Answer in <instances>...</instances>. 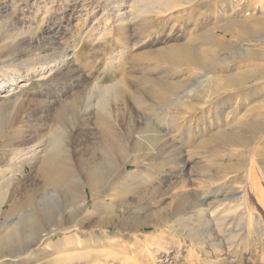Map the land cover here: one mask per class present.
I'll use <instances>...</instances> for the list:
<instances>
[{
  "label": "rangeland",
  "instance_id": "374dc122",
  "mask_svg": "<svg viewBox=\"0 0 264 264\" xmlns=\"http://www.w3.org/2000/svg\"><path fill=\"white\" fill-rule=\"evenodd\" d=\"M0 5H6L0 13V45L10 46L15 55L23 54L6 57V66L0 60V81L6 80L5 93L29 82L39 102L23 112L27 128L23 122L11 126L14 108L6 110L0 121L6 129L1 141L12 144L17 129H26L29 138L43 135L39 140L43 138L45 148H50L53 129L49 119L58 113L68 122L66 131L77 125L73 144L80 153L76 160L60 154L63 159L59 156L58 165L76 167L78 172L59 183L32 176L27 166L18 184L4 188L0 198V251L27 252L18 264H264L260 247L264 228L262 237L253 230H241L242 240L227 248L214 247L206 234H200L209 227L221 229L224 224L217 226L220 217L223 220L227 210L244 200L248 213L237 212L235 223L245 216L247 222L260 221L264 226V44L253 42L248 32L250 26L264 31L263 20L259 25L254 23L257 17L264 18V0H0ZM124 15L128 18L123 29ZM89 30L96 31L87 34ZM31 39L35 41L30 43ZM64 39L68 41L67 52L58 53V42ZM181 45L189 49L188 59L170 61L172 52ZM203 50L212 51L208 60ZM64 60L68 65L54 69L57 61L60 65ZM27 67H31L29 75ZM50 71L53 80L45 84ZM212 76L222 83L216 84L215 90H209ZM60 90L66 95L58 105L73 99L72 106L56 105V111L39 109L46 96ZM124 90L129 96L143 95L149 107L124 114L126 119L116 120L115 113L102 116L98 102L106 97L109 107H114V93ZM160 92L165 102L153 105L151 96ZM208 92L211 97L204 99ZM86 104L92 108L88 120L78 121ZM242 114L250 123L261 117V134L257 139H237L235 151L223 150L218 134L236 129ZM129 116H136V126L130 125ZM195 124L212 127L200 137L189 133V126ZM105 129L113 132L115 141L108 139L103 145L100 136ZM64 134L68 138V133ZM208 142L212 149L204 147ZM12 147L0 146V159ZM129 161L161 167L151 168L153 174H147L141 195H134L136 190L130 185L136 179L117 182L118 171ZM93 167L101 172L102 189L116 180L115 188L129 192L127 200L121 202V193L115 200H107L108 207L97 204L88 185ZM135 169L134 163L129 164V171ZM207 179L216 181L213 191L218 200L208 208L212 216L203 218L185 197L176 195L196 188L197 180ZM72 186L84 187L87 192L88 210L77 219L67 192ZM154 207L177 216L162 223L150 213L149 208ZM64 220L68 230L46 236ZM74 224L82 227L79 230ZM229 225L234 228V224Z\"/></svg>",
  "mask_w": 264,
  "mask_h": 264
},
{
  "label": "bare ground",
  "instance_id": "6f19581e",
  "mask_svg": "<svg viewBox=\"0 0 264 264\" xmlns=\"http://www.w3.org/2000/svg\"><path fill=\"white\" fill-rule=\"evenodd\" d=\"M6 6V5H5ZM5 6H1L0 5V13L3 11V8ZM16 8V7H15ZM147 8V7H146ZM163 10V9H162ZM147 12V11H146ZM263 12V11H262ZM264 14V13H263ZM128 16H123L121 18V27L124 29L125 26L127 25V20ZM130 20V19H128ZM261 20H263L264 23V18L262 19L261 17H257L256 19H254V23L255 26L256 24L259 25ZM231 22V21H230ZM250 22V21H249ZM248 22V24H250ZM232 23V22H231ZM119 24V23H118ZM131 24V23H130ZM262 24V23H261ZM252 25V24H251ZM264 25V24H263ZM249 26V25H248ZM241 27V26H240ZM252 27V30L248 31L251 32V38L252 41H258L260 43H262V45L264 44V31L261 32L262 29V25H260L261 27V31L256 29L254 26H250ZM238 28V27H237ZM18 29V28H17ZM248 29V28H247ZM243 30V29H242ZM96 31V30H95ZM95 31H88L87 34L90 33H94ZM22 32V31H21ZM246 32V30L244 31ZM40 34V33H39ZM194 35V34H193ZM248 35V34H247ZM22 36V35H21ZM24 36L21 37V39L23 40ZM39 38V37H38ZM128 38V37H127ZM196 37H193L191 40H194ZM42 39V38H41ZM133 39V38H132ZM242 39V37H241ZM40 40V39H39ZM38 40V41H39ZM64 40H61L59 43V48L61 49L60 52L58 53H64L67 52V45H68V41L66 42ZM197 40V39H196ZM195 40V41H196ZM212 40V39H211ZM30 43L35 41L34 39L29 40ZM37 41V42H38ZM43 41V40H42ZM253 41V42H254ZM11 42V41H9ZM23 42V41H22ZM20 40V43H22ZM25 42V41H24ZM54 42V41H53ZM57 42V41H56ZM52 43V42H51ZM214 43V42H213ZM12 45V44H11ZM46 45V44H45ZM44 45V46H45ZM48 46V45H47ZM54 46V45H52ZM187 46L185 45H181L180 47H177L175 52H172V54L170 55V61L172 62H180L182 59L187 58L188 59V50L186 48ZM50 48V47H47ZM12 49H10V46H6L5 44H1L0 45V60H2V63H5L8 61L6 57L11 56L16 58L17 55H23L22 52H19L17 55L13 54ZM202 50V49H200ZM199 50V51H200ZM211 50V49H209ZM174 51V50H173ZM258 51V50H257ZM15 52V51H14ZM212 52V51H211ZM211 52H207L205 50L202 51L203 56H205L204 58H208L210 57V53ZM262 52V51H260ZM56 53V52H55ZM57 54V53H56ZM188 54V55H187ZM263 54V53H262ZM261 54V55H262ZM260 54H258L259 56ZM65 56V55H64ZM216 56V55H214ZM47 57V56H45ZM56 57V56H55ZM62 56H60L58 58V60L61 58ZM167 57V55H166ZM169 57V56H168ZM168 57L166 59H168ZM192 57V56H190ZM189 57V58H190ZM13 58V59H14ZM213 58V57H212ZM216 58V57H215ZM258 58V57H257ZM193 59V58H192ZM195 59V58H194ZM42 59H38V61L40 62ZM205 60V59H204ZM213 60V59H212ZM43 61V60H42ZM41 61V62H42ZM165 61V60H164ZM185 61V60H184ZM192 61V60H191ZM56 62V61H55ZM60 61H57L56 66L54 67V69H63V65H68V61L64 60L63 62H61V64L59 65ZM169 62V61H168ZM171 62V63H172ZM189 62V61H186ZM205 62V61H204ZM202 61V63H204ZM207 62V61H206ZM26 63V62H25ZM51 63V62H50ZM190 63V62H189ZM195 63V62H193ZM20 64V63H19ZM26 64H28L27 66H29V63L27 62ZM178 64V63H177ZM181 66L186 63L184 62V64L180 63ZM196 64V63H195ZM218 64V63H217ZM192 65V64H191ZM6 66V65H5ZM3 66V67H5ZM18 66V65H17ZM43 66V65H42ZM47 66V65H46ZM197 66V65H196ZM200 66V64H199ZM205 66V65H204ZM45 67V66H44ZM57 67V68H56ZM183 67V66H182ZM207 67V66H206ZM35 68V67H33ZM211 68V67H210ZM28 69V75L31 72V67H27ZM53 70V69H51ZM51 71L48 74V78L43 82V83H47V81H51L53 80V75H51ZM68 73V72H67ZM75 73V72H74ZM9 75V74H8ZM215 77V76H214ZM210 80L212 78L211 83H209V90H215L217 88L216 84H219L220 80L217 78H213L209 77ZM221 78V77H220ZM233 78V75H232ZM7 79V78H6ZM26 80V79H25ZM208 80V78H207ZM6 80H1L0 81V121H2L1 119L4 117L6 110L9 108H14L13 114L10 116V125L11 126H17L18 124H21L22 122L24 123V127H28V120L27 118L24 116L23 112H25L27 110V107H33L36 106L35 104L39 105V102H36L37 99V94L33 91L30 90L29 86V82H23L22 86H20V88L15 87L9 91L6 92ZM207 83V82H206ZM222 84V83H220ZM227 84V83H226ZM88 85V84H87ZM202 85V84H201ZM230 85V84H229ZM239 85V84H238ZM164 87V85H163ZM172 87V86H171ZM175 87V86H174ZM178 87V86H177ZM176 87V88H177ZM105 88V87H104ZM166 88V86H165ZM168 89V88H167ZM165 89V90H167ZM221 89V88H220ZM50 90V89H49ZM85 90V89H84ZM101 90V89H100ZM104 90V89H102ZM107 90V89H106ZM208 90V91H209ZM49 92V91H48ZM101 92V91H99ZM105 91H103L102 93H104ZM115 92V91H114ZM113 92V93H114ZM128 91L124 90L123 93H121V91L114 93V101H113V105L114 107H109V103L108 100H106V97L104 99H101L98 102V106H99V110L98 112L102 115V116H109L110 114L113 115V113H115V115L117 114V117L115 116L116 120H119V118H123L126 119V116L124 114H126L128 116V112H133L136 114V112L138 111H142L144 109H146V107H149V103L148 100L143 96H138V95H131L129 96ZM158 92V91H157ZM213 92V91H212ZM218 92V90H217ZM215 93V92H214ZM40 94V93H39ZM101 94V93H100ZM105 94V93H104ZM66 95V92H64V90H60L58 92H56L55 94H53V96L48 95L46 96L44 99L45 101L43 102L41 108L39 109H50V110H55L56 111V105H58V101L64 97ZM71 95V94H70ZM103 95V94H102ZM106 95V94H105ZM151 95V94H150ZM165 95V94H164ZM43 96V95H42ZM73 96V95H72ZM195 96V95H194ZM67 97V96H66ZM75 97V96H74ZM111 97V96H110ZM204 99H206V97H211L210 93L208 92L206 95L203 94ZM86 99V98H85ZM108 99V98H107ZM151 102L153 105H158V104H162L164 103L165 99L164 96L160 93L157 94H153L151 96ZM203 99V98H202ZM180 102V101H179ZM208 102V101H207ZM66 103L65 105H62ZM74 103V100H70V101H62L58 106V108H63V107H69L72 106V104ZM192 103V102H191ZM205 103V102H204ZM209 103V102H208ZM41 104V103H40ZM37 105V106H38ZM190 105V104H189ZM199 105V104H198ZM80 107V106H79ZM97 107V106H96ZM199 107V106H198ZM34 109V108H33ZM82 110V109H81ZM196 110V109H195ZM11 111V110H10ZM39 111V110H38ZM78 111V110H77ZM80 111V110H79ZM92 108H90L89 104H86L84 110L82 111L81 114H79L78 117V121L82 119H86L88 120V115L91 113ZM44 112V111H43ZM68 113V112H67ZM74 114V113H73ZM99 114V115H100ZM30 115V114H29ZM44 115V114H42ZM41 115V116H42ZM239 115V114H238ZM30 117V116H29ZM136 116H129L128 117V121L130 122V125L136 126L137 122H136ZM245 117L244 114H242L240 116V118L237 120V125H235V127H237L236 129L234 128H229V129H224L221 133L218 134V136L222 137V149L223 150H227V151H235L237 149V147L234 145V141H236L237 139L240 140H244L245 138H258L259 136H257L261 131H262V124L263 122L261 121V117L258 118H254L253 121L250 123L248 121V119L243 118ZM32 118V117H31ZM36 118V116H35ZM50 118V117H49ZM90 118V117H89ZM43 120V119H42ZM264 120V119H263ZM51 125L50 128L53 129V132L50 133V137L52 139V145L49 148H45V141L43 140V138H41L42 140H39L40 137H42L41 135L39 136L38 134H35L34 136L30 137V135H28L26 133V129H17L16 133H14L13 137H12V144L10 143H5L4 141H1V138L3 137L4 133L6 132V129L1 127L2 125H0V146L6 147L8 145H12L13 147L11 149L6 150L5 155L1 156L3 158L0 159V198L3 195L4 192V188L8 186V184H18V180H19V176L21 174H23L25 172V169L27 166H30L32 169V176L34 177H43L47 180H51V181H57V183H59L60 181L64 180L65 176H68L70 174L76 173L78 172V169L76 167L74 168H69V167H61L60 164L58 165V158L59 156L61 157V159H63L62 155L60 154H66L70 157V159H75L76 157L79 156V151L75 148L74 146V134L75 131L77 129V125L73 124L72 128L69 129V131L65 130V126L68 125L67 120L60 118V116L58 115V113L54 114L51 117V120L49 119ZM72 121V120H71ZM5 122V121H4ZM174 122V121H173ZM3 123V122H2ZM49 123V122H48ZM173 125H176V122L172 123ZM181 125V124H180ZM9 126V124H8ZM33 126V125H31ZM43 125H40V127ZM49 126V125H48ZM69 126V125H68ZM183 126V124L181 125ZM85 127V126H84ZM207 127H212L211 124H205V125H200V124H195V125H190L189 126V133H195L197 135H199L200 137L203 136V131L207 128ZM8 128V127H7ZM23 128V127H22ZM182 128V127H181ZM29 130V129H27ZM33 130V129H32ZM49 130V128H48ZM65 130V131H64ZM35 131V130H34ZM3 132V133H1ZM68 133V140L64 137V133ZM261 134V133H260ZM215 136V134H213ZM47 136V135H46ZM217 136V135H216ZM49 137V136H48ZM107 137V138H106ZM213 137V136H212ZM113 136V132L108 131L107 129H105V131L102 132V136H100V143L103 145H106V141L109 139H111L112 141H115ZM66 139V140H65ZM104 139V140H103ZM49 140V139H47ZM51 141V140H50ZM10 142V141H9ZM204 142H206L204 140ZM210 142V141H209ZM204 144V147L206 146V148L211 147L210 143ZM112 143V142H111ZM216 144V143H215ZM50 145V144H49ZM112 145V144H111ZM109 146V145H107ZM105 147V146H104ZM264 147V144H263ZM111 148V146H110ZM115 149V148H114ZM113 149V150H114ZM212 149V147H211ZM165 153V152H164ZM106 154V153H104ZM108 154V152H107ZM153 154V153H152ZM151 155V154H150ZM108 156V155H107ZM65 157V156H64ZM110 157V156H108ZM66 158V157H65ZM111 158V157H110ZM69 159V158H68ZM140 159V158H139ZM65 160V159H64ZM136 160V159H135ZM61 161V160H60ZM59 161V162H60ZM113 162V161H112ZM134 163L135 165V170L129 171V164ZM63 164V163H62ZM113 165V164H112ZM96 167V166H95ZM92 170V172L89 173L90 176V181L88 185H90V187L92 188V191L94 192V197L97 201V204L102 205V206H109V203L107 200H109V198L115 200L117 196H119L122 193L121 196V202L126 201L129 195V192H125L126 190L122 189L119 190V188H115L116 186V180L111 183V186L108 189H102V182L100 181L99 178V168H95ZM102 167V166H101ZM112 167V166H111ZM165 167V166H164ZM107 168V167H105ZM151 168L154 169H161V167L159 166V164L156 163H151V164H147L141 161H134V162H126L124 163L122 169H120L118 171V180L117 182H120L119 180L122 179H128V181H131L130 179L134 178L136 179L135 181H131V184L133 186V191L136 192L137 195L140 193L139 190L142 189L143 185L145 183H147L146 176L147 174H153V172L151 171ZM108 169V168H107ZM109 170V169H108ZM107 171V170H105ZM104 171H102L103 173ZM165 172V170L163 171ZM103 175V174H102ZM139 176V178L137 179V177ZM264 176V173H263ZM102 179V178H101ZM179 182V181H178ZM183 183V182H182ZM215 183L216 181H212L210 179L207 180H197V182H195V184L197 185L196 188H189L187 191L185 192H180L176 195L177 198L180 197H185L188 202L194 207L197 208V213L204 217H207V215L210 217V213L208 212V208L209 206H211L212 204H215L218 200V195H216V193L213 191L215 188ZM67 184V183H66ZM64 185V184H63ZM62 185V186H63ZM106 185V184H105ZM121 185L123 184V181L121 182ZM129 185V186H130ZM67 186V185H66ZM71 186V185H70ZM109 186V185H108ZM107 186V187H108ZM183 186V185H182ZM217 186V185H216ZM69 187V185H68ZM67 187V188H68ZM106 187V186H105ZM131 189V188H130ZM144 189V188H143ZM68 190V189H67ZM207 192V194L203 197V198H199L201 196V194L203 192ZM68 192V197L71 201V203L73 204V206H75V218H79V216H81L82 214H84L87 210V202H86V189L83 187L81 189L79 188H75V187H71L69 189ZM131 192V191H130ZM10 193V192H9ZM209 194H213V196L211 195L210 197ZM215 194V196H214ZM237 194L234 193L233 196L230 197V199L232 200V198ZM141 195V193H140ZM147 195V194H146ZM153 195V194H152ZM145 196V195H144ZM143 196V197H144ZM162 196V195H161ZM142 197V196H141ZM155 197V196H154ZM156 198V197H155ZM147 199V197H146ZM154 199V198H153ZM142 200V199H141ZM144 200V198H143ZM140 201V198H139ZM145 201V200H144ZM219 202V201H218ZM141 203V202H140ZM144 203V202H143ZM162 204V202L160 203V205ZM218 204V203H217ZM108 205V206H107ZM15 205H12V209L14 208ZM142 206V205H141ZM191 206V207H192ZM234 209L232 210H227L226 214L224 215L223 220L220 217V220L217 222V226H220L222 224H224V226L221 229H214L212 227H206L208 228L205 232L201 231L200 234H206L207 236V242H209L211 245H214V247H222L223 245H228L227 247H233V244L236 241H241L242 240V233L241 230H253L255 233H257L259 236L262 237V231H263V224L260 221H249L247 222L245 220V216H243L241 218V221L235 223L234 219L237 215V212H240L241 210L243 211V214L248 213V207L246 205V201L244 200V202L238 204V205H234ZM122 207V206H121ZM146 207V206H145ZM144 208V207H143ZM115 209V208H114ZM145 209V208H144ZM143 209V210H144ZM151 210V214L152 215H156V218L158 217L162 223L168 222L169 217H176L177 213H170V212H163L162 208H149ZM165 209V208H164ZM218 209V208H217ZM221 209V208H219ZM1 210V209H0ZM226 210V209H225ZM223 215V214H222ZM151 216V215H150ZM212 216V215H211ZM128 218V217H127ZM155 219V218H154ZM202 219V218H201ZM180 220V219H179ZM185 220V219H183ZM181 221V220H180ZM205 221V220H203ZM156 222V221H155ZM159 222V221H157ZM156 222V223H157ZM1 223V222H0ZM151 224V223H150ZM153 224V223H152ZM215 224V223H214ZM229 224H234V228L230 227ZM71 225V224H70ZM76 226L77 229H79V226L77 224H74ZM205 225V224H204ZM227 225L229 227H227ZM157 226V225H156ZM203 226V225H202ZM70 226H68V222L67 220H64L62 222V225H58L57 227L51 228L50 230H48L46 232V236H51L52 234H55L61 230H68ZM118 227V226H117ZM4 228V227H3ZM2 228V229H3ZM216 228V227H215ZM80 230V229H79ZM180 230V229H179ZM188 230V229H187ZM186 230V231H187ZM246 230V231H248ZM82 232V231H81ZM243 232V231H242ZM14 234V233H13ZM184 235L190 236V234H187L186 232L183 233ZM219 234H221L220 238ZM12 235V234H11ZM101 235V234H100ZM219 235V236H218ZM141 236V235H140ZM139 237V236H138ZM43 238V237H42ZM41 238V239H42ZM98 239V238H97ZM194 240V239H193ZM206 240V239H205ZM98 242V241H97ZM257 242V241H256ZM158 243V242H157ZM206 243V242H205ZM258 244V243H257ZM240 245V244H238ZM237 245V246H238ZM258 246V245H257ZM224 247V248H225ZM226 247V248H227ZM260 247L263 249L264 251V241L261 240L260 241ZM153 248V247H152ZM152 250V249H151ZM223 250V249H222ZM28 254L27 252H8V251H0V264H18V263H22V257L24 254ZM264 253V252H261ZM209 254V253H208ZM220 255V254H219ZM220 257V256H219ZM96 258V257H95ZM99 258V257H97ZM97 261V260H95ZM101 261V260H100Z\"/></svg>",
  "mask_w": 264,
  "mask_h": 264
}]
</instances>
